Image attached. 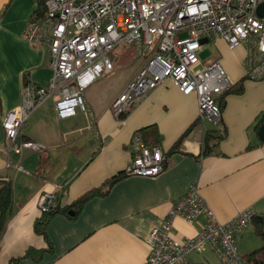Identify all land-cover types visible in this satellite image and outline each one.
Returning <instances> with one entry per match:
<instances>
[{
  "label": "crops",
  "instance_id": "1",
  "mask_svg": "<svg viewBox=\"0 0 264 264\" xmlns=\"http://www.w3.org/2000/svg\"><path fill=\"white\" fill-rule=\"evenodd\" d=\"M36 7L35 0H0V176L12 185L0 264H143L151 252L146 242L149 233L162 230L168 212L192 185L220 223L249 207L257 217H264V142L257 137L264 121V78L245 77L246 45L229 49L220 38L202 42L199 67L219 61L230 83H241L242 91L222 98L224 135L210 140L208 144L215 147L206 154V138L216 135L213 131L220 127L199 122L195 94L184 95L169 79L123 119L111 114L112 101L143 60L128 72L114 68L91 84L83 92L87 114L59 119L55 99L45 102L33 112L20 138L40 142L46 150L8 154L2 120L19 105L24 78L46 87L52 74L48 45L33 46L22 38ZM200 53L208 55L200 59ZM150 126L158 131L167 157L159 175L122 178L103 194L87 199L74 217L51 215L44 236L35 232L41 216L40 195L55 193L59 207H64L103 189L109 179L127 169L133 135ZM205 223L203 217L192 224L177 218L172 238L193 237ZM248 225L235 236L240 256L258 249L255 231L254 235ZM30 248L35 254L23 258ZM188 259L194 264L219 260L209 245Z\"/></svg>",
  "mask_w": 264,
  "mask_h": 264
},
{
  "label": "built area",
  "instance_id": "2",
  "mask_svg": "<svg viewBox=\"0 0 264 264\" xmlns=\"http://www.w3.org/2000/svg\"><path fill=\"white\" fill-rule=\"evenodd\" d=\"M264 0H45L42 17L32 15L22 38L33 46L48 45L51 77L46 87L23 84L20 103L2 120L8 154L41 153L46 146L21 139L33 112L54 98L59 119L87 114L83 92L114 70L111 53L136 45L143 63L112 101L111 114L127 115L164 80H171L184 95L195 94L198 120L220 127L218 99L231 87L219 61L202 67L198 53L203 40L222 39L229 49L246 45L245 77L264 78V16L256 9ZM132 159L128 176L155 177L165 168L167 157L157 147L143 145L138 134L131 139ZM23 170L21 166L17 167ZM59 206L55 193H44L37 201L40 213ZM256 216L252 207L220 223L201 197L196 185L170 209L162 230L154 228L146 242L151 249L143 264H194L191 254L209 245L222 264H245L235 236ZM199 217L206 223L193 237L172 238L177 218L192 224Z\"/></svg>",
  "mask_w": 264,
  "mask_h": 264
},
{
  "label": "trees",
  "instance_id": "3",
  "mask_svg": "<svg viewBox=\"0 0 264 264\" xmlns=\"http://www.w3.org/2000/svg\"><path fill=\"white\" fill-rule=\"evenodd\" d=\"M36 1V10L34 15L37 17H42L45 12V0H35ZM114 55L111 54V60L113 61ZM27 83V79L24 78L23 84ZM242 91L241 83L239 85H231V87L218 99L219 107L221 110L222 107V98L228 93H239ZM125 116L120 117L119 119H123ZM219 131V132H218ZM216 135H209L206 138V144L204 153L206 154L208 151H211L215 146L208 144L209 142L215 139H221L224 135L223 128L220 127L219 130L213 131ZM135 134L141 135V140L144 146L148 148L157 147L160 148V135L154 126H150L144 128L140 131H137ZM147 137V138H146ZM211 140V141H210ZM128 175L124 171L123 173L117 174L111 179H109L103 189L93 190L88 192L87 194L83 195L79 199H77L72 205L59 207L51 213H40V217L38 221L35 223V232L41 236H44V226L49 219V217L55 213H62L68 217H74L80 210L82 204L94 195L103 194L107 191L115 182L118 180L127 177ZM11 207H12V185L9 180L5 177L0 176V239L5 229L6 223L11 214ZM252 225L254 226L255 234L258 238L262 240V246L246 255L241 256L242 260L245 264H264V217H257L255 216L251 221ZM36 250L28 249L23 256V258L28 257L32 254H35Z\"/></svg>",
  "mask_w": 264,
  "mask_h": 264
},
{
  "label": "rangeland",
  "instance_id": "4",
  "mask_svg": "<svg viewBox=\"0 0 264 264\" xmlns=\"http://www.w3.org/2000/svg\"><path fill=\"white\" fill-rule=\"evenodd\" d=\"M113 55H115V58L113 60V65L115 69L123 70L124 72L130 71L132 68H134L139 62L143 60L142 56H138V49L136 45H130L126 47H120L116 48L113 52ZM111 53V54H112ZM208 55V53H200L199 57L202 59ZM248 229L253 232L254 234V228L252 224L248 225ZM255 235V234H254ZM256 241L258 242V247L260 248L262 246V240L255 236ZM214 264H221L219 260L216 261Z\"/></svg>",
  "mask_w": 264,
  "mask_h": 264
},
{
  "label": "water",
  "instance_id": "5",
  "mask_svg": "<svg viewBox=\"0 0 264 264\" xmlns=\"http://www.w3.org/2000/svg\"><path fill=\"white\" fill-rule=\"evenodd\" d=\"M256 14L259 17H263L264 16V2H262L260 5H258L257 9H256ZM208 40H203L202 42H207ZM257 137L260 141L264 142V121L263 123L260 125L258 131H257Z\"/></svg>",
  "mask_w": 264,
  "mask_h": 264
}]
</instances>
